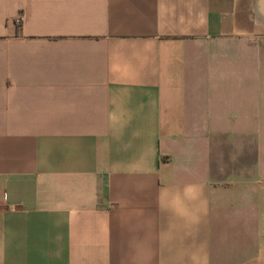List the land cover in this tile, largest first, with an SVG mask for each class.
Wrapping results in <instances>:
<instances>
[{
	"label": "crops",
	"instance_id": "crops-1",
	"mask_svg": "<svg viewBox=\"0 0 264 264\" xmlns=\"http://www.w3.org/2000/svg\"><path fill=\"white\" fill-rule=\"evenodd\" d=\"M262 1L0 0V264H264Z\"/></svg>",
	"mask_w": 264,
	"mask_h": 264
},
{
	"label": "rangeland",
	"instance_id": "rangeland-1",
	"mask_svg": "<svg viewBox=\"0 0 264 264\" xmlns=\"http://www.w3.org/2000/svg\"><path fill=\"white\" fill-rule=\"evenodd\" d=\"M241 18L244 21V29L247 31V29H262V26H259L260 23L258 20L255 19L253 11H249L248 5L245 3L241 6ZM250 19V20H249Z\"/></svg>",
	"mask_w": 264,
	"mask_h": 264
},
{
	"label": "bare ground",
	"instance_id": "bare-ground-1",
	"mask_svg": "<svg viewBox=\"0 0 264 264\" xmlns=\"http://www.w3.org/2000/svg\"><path fill=\"white\" fill-rule=\"evenodd\" d=\"M262 2H263V3H262V4H263L262 10H264V1H262Z\"/></svg>",
	"mask_w": 264,
	"mask_h": 264
},
{
	"label": "water",
	"instance_id": "water-1",
	"mask_svg": "<svg viewBox=\"0 0 264 264\" xmlns=\"http://www.w3.org/2000/svg\"><path fill=\"white\" fill-rule=\"evenodd\" d=\"M259 14H260V13H259ZM260 16L264 18V14L261 13Z\"/></svg>",
	"mask_w": 264,
	"mask_h": 264
}]
</instances>
